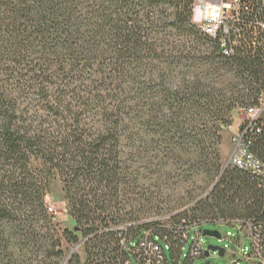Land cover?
<instances>
[{
  "label": "trees",
  "instance_id": "obj_1",
  "mask_svg": "<svg viewBox=\"0 0 264 264\" xmlns=\"http://www.w3.org/2000/svg\"><path fill=\"white\" fill-rule=\"evenodd\" d=\"M194 2L0 0V264H127L147 232L171 240L178 256L179 242L155 219L170 204L153 177L161 165L147 149L149 131L164 130L166 100L183 103L190 91L199 114L217 122V136L236 106L255 101L242 94L241 83L251 85L245 73L260 84L263 77L257 62L224 57L192 24ZM169 27L187 41H172ZM198 42L209 49L201 52ZM197 58L233 69L241 82L228 94L180 71L170 86L174 70ZM201 144L205 161L211 148ZM255 150L264 158V138ZM140 159L150 163L144 171L130 165ZM217 166L206 167L218 177L192 216L181 209L172 222L244 219L264 233V182ZM57 175L71 228L60 229L49 209ZM77 245L82 252L67 248ZM260 250L263 258L264 234Z\"/></svg>",
  "mask_w": 264,
  "mask_h": 264
},
{
  "label": "rangeland",
  "instance_id": "obj_2",
  "mask_svg": "<svg viewBox=\"0 0 264 264\" xmlns=\"http://www.w3.org/2000/svg\"><path fill=\"white\" fill-rule=\"evenodd\" d=\"M173 11L170 8L169 12ZM168 31L173 33L170 37L172 41L178 40L179 42L184 43L187 41L184 35H178L177 30L172 27L167 28ZM200 46V51L205 53L209 48L205 46L203 42H198ZM221 69V70H220ZM180 71H190L191 79L193 76H199L202 81L205 83L213 82L215 87L220 89H225V93L229 94L230 86L241 82L242 78H237L236 73L233 69L222 67L219 65V62L213 61H198L189 60L183 61L182 64L174 70L173 75L169 78L170 86L173 84L179 83L182 80V75ZM248 77V78H247ZM245 78L251 82V85L241 83L242 94L245 95H255L258 84L253 82L250 79V75L246 72ZM249 83V82H248ZM228 90V91H227ZM232 92V91H230ZM190 91L184 92L186 99L182 102H178L175 99L166 100L165 104V113L167 114L166 123L164 124L165 128L163 131L159 132L157 129L152 128L148 134V145L147 149L153 156L154 165L160 164L159 171L156 173V177L159 178V182L163 183L161 189L163 190L162 197L165 201H168L170 204V209L164 210L161 215H155L162 225L168 227L173 222L171 220V215L180 211L181 209H186L190 207L189 215L192 216L191 207H193L194 202L198 199H203L211 191L213 184H215L218 175H209L206 172V167H210L211 164H217L219 170L225 169L232 151V130L229 126L221 128L218 132V135L215 136V130L218 127L217 122L210 116L206 117L204 114L209 113L205 111L203 115L199 114V106L195 105V102H191L189 96ZM188 95V96H187ZM188 99V100H187ZM194 101V100H193ZM182 108V112L175 111V114L180 116H174L171 109ZM197 107V108H196ZM236 108V107H235ZM235 108L232 110L231 117L236 116L234 112ZM202 109V108H201ZM203 112V111H202ZM239 120L236 122L238 123ZM175 120V121H174ZM174 125H179V130L176 131ZM174 127V128H173ZM148 131V130H147ZM201 142H206L208 147L210 146L212 150L216 151L218 154V159L216 160L214 154L209 152V156L205 161L202 160L203 154L201 152L202 144ZM172 149L174 151L173 157H170L168 154ZM126 152H130V148L126 147L124 149ZM166 153L168 154L167 156ZM207 163V165L205 164ZM135 169H140L144 171V168L150 166V163L147 162V159L139 160L137 164L130 163ZM212 167V166H211ZM139 172V171H138ZM146 172V171H145ZM142 180L140 182H143ZM144 183V182H143ZM64 184L59 175L55 176L49 187V194L47 196L48 204L54 208V216L56 217V223L60 229L71 228L73 223L68 217L67 214V203L65 201V194L63 190ZM145 188L149 187L147 183ZM163 200V201H164ZM154 217V216H153ZM231 221L229 224L224 223ZM201 230H219L222 235H226L227 232L231 231L234 235V239H220L216 237H205L204 244L208 245H217L224 247L226 244L230 246L231 251H240L241 247H247L248 253L252 252L253 246L250 237L257 235L256 237H263V234L260 229H256L251 220L244 219H220V223L216 222H206L200 226ZM242 239V244L236 241ZM165 246V243H163ZM191 243H188L185 247L184 255L180 260L181 264L187 263V254L189 253ZM256 247V246H255ZM70 248V251H79L82 252V247L77 246H67ZM225 256H220L218 252H211L209 256H205L199 259H196L193 264H229L234 257L230 256L231 251ZM71 253V252H70ZM166 257L170 264H173V254L170 249H166ZM264 263V257H258L256 251H253L251 260L242 261L240 264H261ZM134 264H141L139 261L134 259Z\"/></svg>",
  "mask_w": 264,
  "mask_h": 264
},
{
  "label": "built area",
  "instance_id": "obj_3",
  "mask_svg": "<svg viewBox=\"0 0 264 264\" xmlns=\"http://www.w3.org/2000/svg\"><path fill=\"white\" fill-rule=\"evenodd\" d=\"M192 24L206 34L216 45L221 54L227 58L251 59L257 62L263 71L261 84H258L255 101L252 104L235 108L238 117H231L229 128L232 130V151L227 166L240 168L264 182V158L255 150L256 145L264 138V0H195L192 7ZM254 82V80H253ZM49 209L54 212L53 206ZM208 220L190 221L183 219L180 223H172L167 228L173 233L174 242L178 243L179 254L173 257V264H181L185 247L191 243L186 264H193L196 259L205 257L208 246L204 244V232L200 226ZM220 223V220H216ZM229 222H225L229 224ZM231 224V223H230ZM229 224V225H230ZM252 252L247 247L240 251H231L230 246H224L225 255L230 250L234 259L229 264H240L250 261L253 251L259 253L262 238L252 234ZM153 236V238H152ZM234 239L231 231L220 239ZM239 245L242 239L236 240ZM165 243V246H163ZM171 240L160 238L147 232L145 237L132 247L141 264H170L166 257V249H172ZM256 246V247H255ZM212 252V251H211ZM224 255V256H225ZM134 264V260L127 261ZM264 264V263H261Z\"/></svg>",
  "mask_w": 264,
  "mask_h": 264
},
{
  "label": "water",
  "instance_id": "obj_4",
  "mask_svg": "<svg viewBox=\"0 0 264 264\" xmlns=\"http://www.w3.org/2000/svg\"><path fill=\"white\" fill-rule=\"evenodd\" d=\"M204 232V236L206 237H216V238H221L222 234L219 230H209V229H205L203 230ZM211 251L213 252H218V254L220 256H224L225 255V249L224 247L221 246H217V245H208V248L205 252L206 256H209Z\"/></svg>",
  "mask_w": 264,
  "mask_h": 264
}]
</instances>
